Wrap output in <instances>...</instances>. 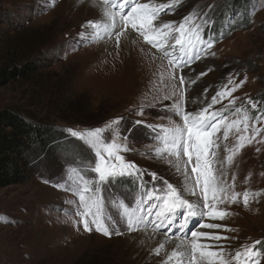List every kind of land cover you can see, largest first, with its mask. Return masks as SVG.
Masks as SVG:
<instances>
[{"label": "rangeland", "instance_id": "1", "mask_svg": "<svg viewBox=\"0 0 264 264\" xmlns=\"http://www.w3.org/2000/svg\"><path fill=\"white\" fill-rule=\"evenodd\" d=\"M95 1L101 3V0ZM232 4L233 0H181L175 8L161 14L167 21L179 23L195 11L197 23L210 21L205 26L204 37L215 41L210 50L215 55H202L200 60L177 73L195 80L191 85H183L187 89V111L207 107L218 91H224L225 86L231 89L241 81L244 83L231 96L220 99L209 111L228 106L229 111L223 114L233 120L237 119L232 115L235 107H244L253 116L264 110V0H246L245 10H237ZM71 9L69 0H0L3 22L0 25V65L18 60L20 52L31 55L32 62L38 63L34 66L40 69L33 79L19 80L0 89V112L18 110L66 134H69L67 129L103 127L106 122L122 117V132L128 136L129 147L136 149L134 154H126V159L179 185L182 178L175 169L166 160L151 154L155 134L146 126L166 124L172 116L166 110L172 101L160 99L164 84L159 74L165 71L167 59H160L161 54L142 39L137 42L153 52L152 55L148 52L147 64L143 65L141 48H133L131 56L132 43L124 39L118 48L114 42L108 45L95 42L82 43L72 50L69 44L77 41L81 32L91 31L82 26L101 20L102 15L72 13ZM154 56L158 63L153 60ZM131 57L139 60L141 67L133 68ZM148 63L153 64L152 68L143 70ZM230 78L232 83H229ZM233 99L235 105H230ZM249 100L257 103L256 109ZM141 102L146 106L143 116L137 114ZM172 119L178 121L175 116ZM137 120L143 123L136 124ZM256 126L264 127V120ZM222 131L218 133L219 154L224 158L228 154L225 148L236 144L237 134L230 133L224 140ZM74 139L84 148L87 158L84 161L93 160L88 147ZM57 156L61 160L49 161L43 157L35 174L25 182L0 188V264H159L151 263V259L161 261L162 255L152 254L151 258L150 246L146 247L134 237L138 232L128 233L122 226L125 234L105 237L94 230L84 231L82 224L74 222L79 220L72 203L77 197L64 190L62 178L69 165L83 161L77 157L72 159L71 153ZM62 162L64 166L60 165ZM225 167L229 183L233 175L236 177L237 192L247 189L260 191L262 195L248 208L243 206L242 197L240 203L222 205L233 213L223 221L205 220L236 231L201 230L235 237L219 242L230 250L256 240L264 242V143L247 145L232 164ZM89 175L94 174L89 172ZM144 179L151 183L150 176L145 175ZM58 184L60 187L56 186ZM137 192L136 182L128 180L115 184L103 195L109 199L130 200Z\"/></svg>", "mask_w": 264, "mask_h": 264}, {"label": "snow or ice", "instance_id": "2", "mask_svg": "<svg viewBox=\"0 0 264 264\" xmlns=\"http://www.w3.org/2000/svg\"><path fill=\"white\" fill-rule=\"evenodd\" d=\"M180 3L181 0H168L167 3L101 0L102 19L83 25L91 31L81 32L79 39L69 47L75 50L82 43L114 42L118 48L122 39L132 44L142 39L161 54L160 59H167L165 71L159 74L164 84L160 99L172 101L166 110L178 121L169 116L166 124L146 126L155 134L151 154L166 160L182 182L179 185L169 183L126 159V154H134L136 149L129 147L128 136L121 129L123 118L119 117L106 122L103 127L67 129L71 137L88 147L94 158L68 166L62 178L64 190L77 197L72 203L75 204L74 215L79 220L74 222L82 224L84 231L94 230L111 237L125 234L121 231L123 226L128 233L142 232L152 238L162 237L153 249L154 255L163 256L161 264H261L264 259V242L261 240L230 250L219 242L235 237L201 229L236 231L205 220L223 221L233 213L222 205L240 203L242 197L243 206L248 208L262 195L260 191L247 189L243 193L237 192L236 177L233 175L232 182H228L225 165L230 166L234 157L247 145L264 143V136H261L264 127L256 126L264 120V110L253 116L246 108L235 107L232 115L237 119L233 120L223 114L229 111L228 106L219 111H209L220 99L231 96L244 81L231 89L225 86L224 91H218L212 97L207 107L196 112L186 110L187 89L183 85H191L195 80L177 73L200 60L202 55L214 56L210 50L215 41L205 39V26L210 21L197 23L195 11L179 23L162 19L161 14L166 9L172 10ZM229 83H232L231 78ZM248 103L253 109L257 108V103L251 100ZM229 104L235 105V99ZM145 107L141 102L137 114L143 116ZM135 123L143 122L137 120ZM221 131L224 140L230 133L237 134L236 144L225 148L228 154L224 158L219 154L218 133ZM89 172L94 175H89ZM145 175L151 177V183L144 179ZM128 180L135 181L138 189L137 195L130 200L125 197L109 199L103 195L110 187ZM56 186L60 187L59 184Z\"/></svg>", "mask_w": 264, "mask_h": 264}, {"label": "trees", "instance_id": "3", "mask_svg": "<svg viewBox=\"0 0 264 264\" xmlns=\"http://www.w3.org/2000/svg\"><path fill=\"white\" fill-rule=\"evenodd\" d=\"M233 7L245 10L246 0H233ZM1 16V15H0ZM2 18V17H0ZM0 20V25L2 24ZM17 56V55H16ZM18 60L0 65V89L19 80H31L40 71L31 55H21ZM84 149V148H83ZM78 142L57 127L46 125L18 110L0 112V188L21 184L47 157L49 161L61 160L57 154L71 153L72 159L86 160ZM65 165V162L60 164Z\"/></svg>", "mask_w": 264, "mask_h": 264}, {"label": "bare ground", "instance_id": "4", "mask_svg": "<svg viewBox=\"0 0 264 264\" xmlns=\"http://www.w3.org/2000/svg\"><path fill=\"white\" fill-rule=\"evenodd\" d=\"M70 1V5L72 6V9H71V12L73 13V12H82L84 15H89L90 13H94L95 15H98L99 14V16H101L102 15V12H101V10H100V4L99 3H97L95 0H86V2L85 3H83V0H69ZM141 2H148V0H141ZM155 2L156 3H167L168 2V0H155ZM83 3V4H82ZM165 11H168V9H166ZM164 21H166L167 22V20L166 19H164V18H162ZM108 44H110V42H107L106 43V45H108ZM129 44H131L130 42H129ZM135 44H137L136 46H135ZM135 44H132V50H131V56H132V54H133V50H135V49H133V48H135V47H138L140 50H141V52H142V57L144 58V59H141V58H139V59H141L140 61H141V64L143 65V64H147L146 63V60H148L147 59V57L146 56H150L149 55V53L148 52H150L151 53V55H152V53L153 52H151V50H149L147 47H145L143 44H140V42H137V43H135ZM129 49H130V47H128ZM135 53H137L136 51H135ZM133 59V57H131V59L130 60H132ZM153 59V58H152ZM156 63H158L155 59H153ZM138 61L139 60H132L131 62H130V64H131V66L133 67V68H136V66L137 65H139V63H138ZM140 67H141V65H139ZM152 66H153V64H151V63H148V65H146V66H144L143 67V70L146 68L147 70L150 68H152ZM155 71V70H154ZM149 73H153L152 71H148ZM139 74H141L142 76H144V74L143 73H141V72H139ZM144 78H145V80L144 81H147L146 80V77L144 76ZM206 231V230H205ZM134 237L135 238H138L137 239V241H143V244L147 247V246H150V249L152 250H150V256H151V258H152V254H153V249H155L157 246H158V243H159V241L161 240V238L162 237H160V236H156L155 238H152L151 237V235H149V234H145V233H142V232H138V233H136L135 235H134ZM130 239V238H129ZM133 241H134V239H133ZM131 243V242H130ZM140 247H142V246H140ZM169 250H170V247H169ZM148 253V252H147ZM147 255V254H146ZM145 255V256H146ZM161 259H163V256H162V258ZM152 260V262L151 263H156L155 261H157V262H159V264H161V261H159V260H155L154 258H152L151 259Z\"/></svg>", "mask_w": 264, "mask_h": 264}]
</instances>
